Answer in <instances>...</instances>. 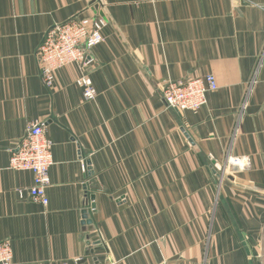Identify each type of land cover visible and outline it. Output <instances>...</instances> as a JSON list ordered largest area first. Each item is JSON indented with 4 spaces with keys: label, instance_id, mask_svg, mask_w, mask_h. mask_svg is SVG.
Masks as SVG:
<instances>
[{
    "label": "crops",
    "instance_id": "0c3cea01",
    "mask_svg": "<svg viewBox=\"0 0 264 264\" xmlns=\"http://www.w3.org/2000/svg\"><path fill=\"white\" fill-rule=\"evenodd\" d=\"M76 16L103 17L104 41L49 89L39 47ZM208 74L218 89L199 111L168 107V81ZM35 121L53 141L47 206L29 195L33 173L10 168ZM230 155L251 166L224 173ZM263 230L264 0H0V242L12 264H260L243 243Z\"/></svg>",
    "mask_w": 264,
    "mask_h": 264
},
{
    "label": "built area",
    "instance_id": "2783aa9c",
    "mask_svg": "<svg viewBox=\"0 0 264 264\" xmlns=\"http://www.w3.org/2000/svg\"><path fill=\"white\" fill-rule=\"evenodd\" d=\"M106 25L107 21L101 16H76L49 28L38 51L40 77L45 86L49 89L54 87L57 72L67 65L77 64L82 69L92 65L91 52L104 41ZM77 84L82 87L85 100L97 97V90L87 73L84 72L77 79ZM217 89L216 76L208 74L168 81L163 89V97L168 107L197 112L207 104L208 93ZM53 163V141L46 134L45 124L32 122L26 135L12 151L10 168L33 173L34 182L29 188V195L45 206L49 204L47 190L51 185L50 169ZM86 163H83L84 170ZM250 166L249 157L230 155L222 171L233 174ZM20 195L23 197V191H20ZM13 256L11 242L1 241L0 264H12Z\"/></svg>",
    "mask_w": 264,
    "mask_h": 264
},
{
    "label": "rangeland",
    "instance_id": "374dc122",
    "mask_svg": "<svg viewBox=\"0 0 264 264\" xmlns=\"http://www.w3.org/2000/svg\"><path fill=\"white\" fill-rule=\"evenodd\" d=\"M247 253H254L257 263L264 264V230L260 235L251 237L248 242L243 243Z\"/></svg>",
    "mask_w": 264,
    "mask_h": 264
}]
</instances>
